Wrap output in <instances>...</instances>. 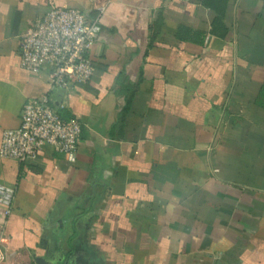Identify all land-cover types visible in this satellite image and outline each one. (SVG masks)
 Listing matches in <instances>:
<instances>
[{
	"label": "crops",
	"instance_id": "1",
	"mask_svg": "<svg viewBox=\"0 0 264 264\" xmlns=\"http://www.w3.org/2000/svg\"><path fill=\"white\" fill-rule=\"evenodd\" d=\"M51 5L103 12L68 92L20 66ZM40 98L78 157L0 159V264H264V0H0V146Z\"/></svg>",
	"mask_w": 264,
	"mask_h": 264
},
{
	"label": "built area",
	"instance_id": "2",
	"mask_svg": "<svg viewBox=\"0 0 264 264\" xmlns=\"http://www.w3.org/2000/svg\"><path fill=\"white\" fill-rule=\"evenodd\" d=\"M102 14L90 20L78 10L51 5L20 38L21 68L33 73L51 68L54 91L88 84L96 71L91 54L102 31ZM81 130L78 121L62 120L48 98L31 100L23 108L20 128L3 133L0 159L28 164L48 146L67 162L76 163ZM14 196V189L0 185V206L6 215Z\"/></svg>",
	"mask_w": 264,
	"mask_h": 264
}]
</instances>
